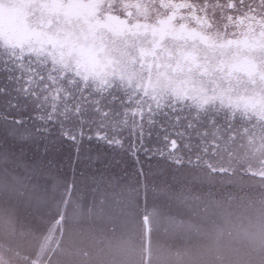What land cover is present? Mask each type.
Returning a JSON list of instances; mask_svg holds the SVG:
<instances>
[{
	"label": "snow or ice",
	"instance_id": "1",
	"mask_svg": "<svg viewBox=\"0 0 264 264\" xmlns=\"http://www.w3.org/2000/svg\"><path fill=\"white\" fill-rule=\"evenodd\" d=\"M256 127L264 0H0V164L50 206L115 230L227 199Z\"/></svg>",
	"mask_w": 264,
	"mask_h": 264
},
{
	"label": "rangeland",
	"instance_id": "2",
	"mask_svg": "<svg viewBox=\"0 0 264 264\" xmlns=\"http://www.w3.org/2000/svg\"><path fill=\"white\" fill-rule=\"evenodd\" d=\"M255 140L264 149V137ZM255 148H245L244 161L259 172ZM230 191L225 199L196 189L153 216L147 264H264V181L257 174ZM145 247L135 219L113 230L71 202L50 206L22 173L0 164V264H146Z\"/></svg>",
	"mask_w": 264,
	"mask_h": 264
},
{
	"label": "flooded vegetation",
	"instance_id": "3",
	"mask_svg": "<svg viewBox=\"0 0 264 264\" xmlns=\"http://www.w3.org/2000/svg\"><path fill=\"white\" fill-rule=\"evenodd\" d=\"M253 132L257 133V135H253L252 137H249L247 139V141H245V148H248V149H252V147L256 146L255 150L253 151V153L255 154V156L257 157V159L259 158L260 154H261V148L259 146L260 144V141L259 140H255L256 138H262L264 137V128H261V127H256L255 129L252 130ZM262 136V137H260ZM254 138V139H253ZM251 141V143H250ZM255 163V162H253ZM248 165V163H247ZM248 167H250L251 169L254 168V166L252 165V163L250 164V166L248 165ZM257 174L259 175V172H257ZM149 230V242H147V239H146V231ZM142 231L144 232L145 234V248H146V253H147V260L145 261L144 259V262L149 263L150 261V251H151V233H152V227H148L146 225H142Z\"/></svg>",
	"mask_w": 264,
	"mask_h": 264
},
{
	"label": "water",
	"instance_id": "4",
	"mask_svg": "<svg viewBox=\"0 0 264 264\" xmlns=\"http://www.w3.org/2000/svg\"><path fill=\"white\" fill-rule=\"evenodd\" d=\"M146 239H147V242H149V230L146 231Z\"/></svg>",
	"mask_w": 264,
	"mask_h": 264
}]
</instances>
